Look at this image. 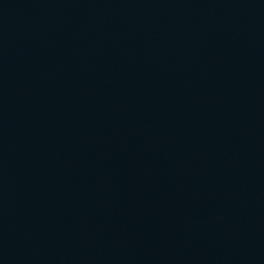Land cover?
Instances as JSON below:
<instances>
[{
    "label": "water",
    "instance_id": "1",
    "mask_svg": "<svg viewBox=\"0 0 264 264\" xmlns=\"http://www.w3.org/2000/svg\"><path fill=\"white\" fill-rule=\"evenodd\" d=\"M0 264H264V0H0Z\"/></svg>",
    "mask_w": 264,
    "mask_h": 264
}]
</instances>
